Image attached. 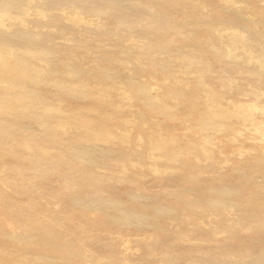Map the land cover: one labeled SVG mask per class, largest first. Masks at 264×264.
I'll return each instance as SVG.
<instances>
[{
	"label": "rangeland",
	"instance_id": "rangeland-1",
	"mask_svg": "<svg viewBox=\"0 0 264 264\" xmlns=\"http://www.w3.org/2000/svg\"><path fill=\"white\" fill-rule=\"evenodd\" d=\"M199 1L203 6L197 0H121L117 8L102 0H26L39 14L30 11L27 26L0 11V21H7L0 22V45L29 51L23 58L34 69L23 96L17 93L20 101L16 89L0 83V264H76L72 251L78 249L86 253L84 264L115 258L122 264L264 262L247 256L264 246V230L250 227L256 205L264 209L258 188L264 178L252 159L259 140L250 139L251 128L237 123L249 138L235 143L223 132L211 136L214 167L193 155L172 162L150 145L151 129L167 143L200 140L188 103L167 99L166 110L136 94L129 97L128 87H122V97L104 91L133 76L155 95L167 89L188 95L200 80L224 105L264 106V69L242 59L219 60L204 47L208 36L189 34L209 26L225 32L244 23L242 29L264 36V17L254 10H264V0ZM236 10L244 12V21ZM147 17L150 25L137 24ZM165 23L183 26L185 34L154 29ZM15 26L37 37L29 44L8 34L2 39ZM196 41L206 55L194 51ZM5 101L19 108L8 111ZM257 119L264 122V115ZM120 129L129 134L125 142ZM110 133L114 137L106 138ZM87 149L94 163L86 160ZM223 186L234 191L233 207L225 216L212 207L206 211L199 200ZM84 199L105 209L84 210ZM110 202L141 212L140 225H127ZM10 210L21 214L10 216ZM223 216L250 223L223 228L216 223Z\"/></svg>",
	"mask_w": 264,
	"mask_h": 264
},
{
	"label": "bare ground",
	"instance_id": "bare-ground-1",
	"mask_svg": "<svg viewBox=\"0 0 264 264\" xmlns=\"http://www.w3.org/2000/svg\"><path fill=\"white\" fill-rule=\"evenodd\" d=\"M102 1H104L107 5L109 4L114 7L117 6V8L118 6L122 5L121 0H102ZM25 2L26 0H0V11L3 14L9 15V18L13 17L15 24L18 22L27 26L28 24L24 23V19L30 16L29 15L30 11L35 13L36 18L38 17L39 14L36 11V7L31 5L28 6ZM197 2L200 6H203L204 4L199 0H197ZM254 10H257L256 13L258 15L264 17V10L256 9V8H254ZM234 13L238 17H240L243 21L246 19L244 12L240 10H236ZM0 22L6 23L7 21L6 22L0 21ZM152 22L153 21L149 20V18L147 17V19L143 18L137 21V24L150 25ZM33 23L35 22L33 21ZM229 27L230 28L225 29V32H219V30L216 29L214 26H209V27H204L203 29L198 31L199 33H197L196 30H189L190 32L189 34L194 35L195 38L199 34H204L208 36L209 40L207 39L208 40L207 46L204 47L209 48V50L212 51V54L215 55V57L219 60L227 59L236 62L237 60L242 59L248 63L253 62L260 69H264V36L259 35L258 33H254L253 31L247 32L246 29H242V28H247V26L244 25V23L242 25H238V26L231 25ZM156 28L158 30L163 29L165 30V32L174 30L177 32L178 35L185 34V32L183 31V26L175 25L173 23L172 24L165 23L163 27H159V26L154 27V29ZM3 34L4 36L3 37L1 36L2 39L5 38L6 34H8V38L15 39L16 41L22 43L24 41L25 44H29L31 39L37 37L32 33L24 34L19 26H15L12 32L4 31ZM156 35L159 37L162 36L160 35V31L156 33ZM196 42L198 46L197 48H194V51H196L197 53L199 52V54H202V56L206 55L205 52L206 50L201 45L200 41H196ZM3 45H0V49H5L6 52L3 53L0 51V83H2V85H4V87H6L9 91L16 89L14 92L15 98L16 96H19L18 94L23 96V90L25 89V81L32 77V71L34 70L33 68H29V66L26 65V61L23 58V55L27 56L29 54V51L26 50L22 51L19 50V48H8L7 45L4 46ZM237 49H241L240 54H237L236 52ZM257 51L260 53H257ZM255 74L261 77L262 72L256 71ZM190 75L191 74H189V76ZM184 77H186V75ZM122 87L123 88L128 87L130 89L129 97H132L134 94H136V96H140L141 98L147 99L156 106L160 104V106L166 110L169 109L168 106L166 105L167 99H177L188 103V107H187L188 114L197 118L196 127L199 130V132L202 134L200 140L197 141L190 138L188 141L184 143L182 141H178L175 139V141H172V143L171 142L167 143L160 138L162 137L161 131L156 132L155 130L151 129L152 132L150 133V138H151L150 145L153 146V148L155 149L163 150L165 152L166 158L169 161L175 162L182 155H188V156L193 155L196 161L208 160L211 163L210 166L209 165L208 166L214 167L215 164L214 149L216 145L212 142L213 137L211 136L214 133L223 132L226 139L230 143L238 142V140H241V138L244 137L249 138L246 136L247 133H243L241 132V129L236 128L235 125L237 123H241L251 128L252 138L250 139L259 140V142H254L253 147H256L255 148L256 153L254 157H252V159H254L255 166H257V168L259 169V171L261 172L264 178V122L259 121L257 119L258 114L264 115V106L261 107L254 102L253 104H245L242 102H237V103H232L230 105H224L222 100L219 97H217L215 92L206 83L200 80L197 81L196 90H190L188 95L183 91L177 89H173V90L167 89L165 92L158 93L155 95L153 94L152 91L153 89H151L148 83L145 82L141 83L133 76H129L127 78L124 86L119 82L110 86L108 85L104 86V91L107 93L115 92V91L121 92L119 93V95L120 97H122V92H123ZM255 96H258V98H260L262 97V94L258 93L255 94ZM16 101H20V98L19 97L16 98ZM4 103L6 105L7 110L10 112L16 111V109L19 108L17 107V105L15 106L14 103L12 102L5 101ZM20 106L23 107V105ZM225 124H227L228 126H226ZM120 131H121V141L123 142L127 141V139L129 138V134L125 135L123 129H120ZM113 137L114 136H112V133L106 136V138L108 139H111ZM154 137L156 138L159 137V138L158 140L152 141ZM243 151L240 148H238L237 152L240 155L247 154L249 157H251L250 155L252 154H250V152L249 153L247 152L246 154H242ZM86 160L89 161L90 163L95 162V157L93 152L89 151L88 149H87ZM246 176L247 175H245V177ZM189 178L192 179V177ZM195 180H197V177L195 178ZM258 188L262 191L264 195V183L258 185ZM208 191L210 192V195L199 200L201 205H203V207L206 209V211H208L210 207L214 209H218V211L222 215L226 214V211L228 210L230 211V209L233 207L232 198L234 195V191L224 186L220 188H210ZM110 204L112 209L118 210L124 214L127 225H130L131 223H139L140 225V222L144 218L141 212L137 213L132 210H126L121 208V206L119 205L120 203L118 204L115 202L113 203L110 202ZM82 206L84 210L95 209L98 211L105 209L99 206L98 203H96V201L92 199H84L82 201ZM256 207H257L256 212H258V214L255 218L250 219L252 220L251 221L252 224H250V227L254 225L255 229L257 228L264 230V220L262 219V215H264V209H262L263 206L256 205ZM162 211L165 212L166 209ZM206 211L204 212L206 213ZM8 213L10 216L15 215V217L21 214L18 211H12V210H10ZM224 216L220 217V219L219 217L218 219L217 218L214 219V221H216L217 219L216 221L217 225L222 226L223 228L233 229L234 227H240V226L243 227L250 223L247 222V220H249L248 218H244L243 221L239 223L237 219H240V217L238 216H236L237 218L234 217V219L230 218L231 220L226 219ZM109 218H111V216ZM259 251L257 255L251 254L249 251L247 253L248 254L247 256L264 257V246H262L261 251L260 252ZM72 257L73 259L76 260V264H84V261H87L86 253L79 249L72 251ZM88 261L90 262V260ZM91 262H93V260H91ZM109 264H122V263L120 262V260L115 258ZM204 264H206V262H204ZM207 264H211V263H207ZM262 264H264V262Z\"/></svg>",
	"mask_w": 264,
	"mask_h": 264
}]
</instances>
